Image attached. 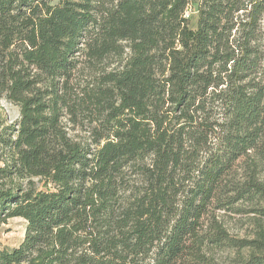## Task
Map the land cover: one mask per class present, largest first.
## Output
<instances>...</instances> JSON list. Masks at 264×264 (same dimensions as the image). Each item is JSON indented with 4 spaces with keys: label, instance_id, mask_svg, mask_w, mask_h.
Instances as JSON below:
<instances>
[{
    "label": "trees",
    "instance_id": "16d2710c",
    "mask_svg": "<svg viewBox=\"0 0 264 264\" xmlns=\"http://www.w3.org/2000/svg\"><path fill=\"white\" fill-rule=\"evenodd\" d=\"M1 100L0 264H264V0H0Z\"/></svg>",
    "mask_w": 264,
    "mask_h": 264
},
{
    "label": "rangeland",
    "instance_id": "374dc122",
    "mask_svg": "<svg viewBox=\"0 0 264 264\" xmlns=\"http://www.w3.org/2000/svg\"><path fill=\"white\" fill-rule=\"evenodd\" d=\"M18 108L5 100L0 101V121L6 124L18 119ZM226 227L230 232L238 236L252 234L255 231L253 221L249 216H231L226 218ZM25 223L22 219L12 218L0 224V249H11L16 247L23 238ZM264 228V223H263Z\"/></svg>",
    "mask_w": 264,
    "mask_h": 264
}]
</instances>
